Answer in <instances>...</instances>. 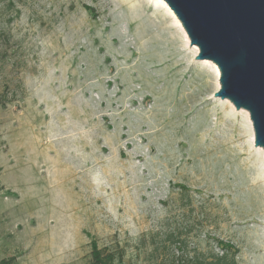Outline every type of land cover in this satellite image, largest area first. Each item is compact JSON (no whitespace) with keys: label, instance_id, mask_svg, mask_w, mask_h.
Masks as SVG:
<instances>
[{"label":"rangeland","instance_id":"1","mask_svg":"<svg viewBox=\"0 0 264 264\" xmlns=\"http://www.w3.org/2000/svg\"><path fill=\"white\" fill-rule=\"evenodd\" d=\"M185 35L158 0H0V261L264 264L263 150Z\"/></svg>","mask_w":264,"mask_h":264},{"label":"water","instance_id":"2","mask_svg":"<svg viewBox=\"0 0 264 264\" xmlns=\"http://www.w3.org/2000/svg\"><path fill=\"white\" fill-rule=\"evenodd\" d=\"M198 48L219 70V89L248 112L254 145L264 154V0H163Z\"/></svg>","mask_w":264,"mask_h":264},{"label":"trees","instance_id":"3","mask_svg":"<svg viewBox=\"0 0 264 264\" xmlns=\"http://www.w3.org/2000/svg\"><path fill=\"white\" fill-rule=\"evenodd\" d=\"M4 102L0 101V104ZM218 247L220 248V252L210 254L207 257H204L198 264H236L235 261V252L236 248L232 244L224 245L222 243H218ZM117 256L114 252L107 250L103 247H98L95 242L91 244L90 250V260L88 264H113L116 260ZM9 260L1 259L0 264H9Z\"/></svg>","mask_w":264,"mask_h":264},{"label":"bare ground","instance_id":"4","mask_svg":"<svg viewBox=\"0 0 264 264\" xmlns=\"http://www.w3.org/2000/svg\"><path fill=\"white\" fill-rule=\"evenodd\" d=\"M165 8H166V10L169 12V14L171 15V17L173 18V20H174V22L179 26V28L181 29V31L183 32V34L185 35V33H184V31L182 30V28H181V26H180V24H179V22H178V19H176L177 17H175L174 16V13L172 12V10L167 6V4L163 1V0H158ZM185 37H186V35H185ZM213 65V68H214V71H215V74H216V78L218 79V77H219V70H218V68H217V66H215L214 64H212ZM230 104V103H229ZM231 105V104H230ZM260 152H261V154H262V151H261V149L260 148H257Z\"/></svg>","mask_w":264,"mask_h":264}]
</instances>
